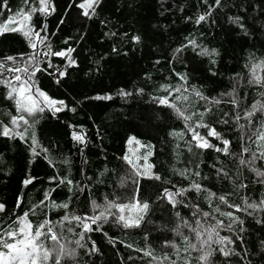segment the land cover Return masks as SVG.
Masks as SVG:
<instances>
[{"label":"trees","instance_id":"16d2710c","mask_svg":"<svg viewBox=\"0 0 264 264\" xmlns=\"http://www.w3.org/2000/svg\"><path fill=\"white\" fill-rule=\"evenodd\" d=\"M81 2L50 0L54 11L32 14L26 23L47 37L36 49L20 31L0 33V131L13 127L12 116L28 120L23 139L0 135V231L15 230L25 214L33 228L49 221L60 243L74 251L61 264H264V177L257 175L264 172V147L254 135L264 111L251 123L245 118L254 104H264V0H100L91 18L82 15ZM38 6V0H8L0 24ZM201 15L205 20L197 23ZM49 48L74 49L75 64L44 55ZM16 75L63 101L55 106L61 110L18 113L6 99V82L18 85ZM254 75L261 83L251 82ZM209 129L218 137L208 136ZM193 131L211 147L197 146ZM133 144L140 147L135 161L129 158ZM27 179L32 182L25 185ZM137 201L148 209L124 215H142L138 227L125 228L115 207L95 224L84 220L110 203ZM229 212L235 221L221 215ZM198 220L205 228L223 222L203 251L207 234L197 240L191 230ZM84 222L92 231L83 230ZM204 252L211 253L207 262L199 259Z\"/></svg>","mask_w":264,"mask_h":264},{"label":"snow or ice","instance_id":"6c2138e0","mask_svg":"<svg viewBox=\"0 0 264 264\" xmlns=\"http://www.w3.org/2000/svg\"><path fill=\"white\" fill-rule=\"evenodd\" d=\"M217 4L220 3V0H215ZM25 4L29 3V0H24ZM100 3V0H82L80 4L77 6L81 8L82 15L91 18V15L94 14L96 6ZM38 7H31L28 11H24L23 9H20L13 15H10L7 19V21L3 24H0V33L4 31H20L22 35L25 37V39L28 41L29 47L32 49L37 48V41L41 44L44 43V41L47 39L46 36H41L39 31H34L31 26H29L26 22L31 20L32 14L39 12L42 14H49L50 11H54V8L50 5V0H38ZM8 7V0H3V3L0 4V9H7ZM205 16L201 15L197 18V23H200L201 21L205 20ZM231 19V18H230ZM235 23H239V18H235ZM243 27V25H241ZM35 37L36 39H33ZM135 41H139V37H133ZM193 45L195 44L194 41H190ZM74 51L72 48H68L64 51L60 52H52L49 48V51L44 53V55H55L60 57H66L68 59L69 65H74L75 60L71 59V53ZM177 51H180V49H177ZM201 54H208L207 50H203ZM39 53L36 54L38 56ZM36 56L30 57V61L36 60ZM8 60H12L13 57H7ZM0 67H3L2 64H0ZM257 67H261V65H258ZM37 71L39 69H36ZM9 71L14 72H28V68H15V69H9ZM35 75V72L32 73V76ZM60 76H63L64 73H59ZM183 78V77H182ZM15 81L18 82V85H13L11 81L6 82V86L9 88V91L7 93L6 99L14 100L16 111L18 113H27L29 116L35 115L36 112H43L45 110V107H48L49 109L55 108L56 111H60V108H56L55 106L57 103L60 105H63V101H55L51 99L45 92L41 91L39 88H35L34 84H29L28 80H22L20 75H16L13 77ZM31 79V76L28 78ZM254 83H261V78L258 75H254L253 81ZM35 88V91L33 92V89ZM121 95H126V93H121ZM199 96L200 93H197ZM97 99H110L111 97H96ZM202 99L204 97H201ZM185 99H187L185 97ZM235 102V101H234ZM161 104H167V99H161ZM215 103H219V101H215ZM252 111H248L245 113V118L249 119V123H251V117L255 114L256 111H264V104H261L257 102V104H254ZM178 114L184 119L189 120L191 119L190 116L184 115L179 110ZM239 119V117H237ZM19 122H23L24 124H28V120L25 118L24 115L19 116H12L11 123L13 125L12 128L8 126H4L2 131H0V135L3 136H11L15 137V135H19L21 139L24 138V132L16 133L15 128L19 127ZM197 127H207V125L204 124H198ZM208 136L211 137H218V133L215 131V129H209ZM256 136V140L260 143V147H264V124L261 125L260 130L254 133ZM73 138L83 142V137L77 134H73ZM193 139L197 141V146L199 147H211V145L204 140L203 137L199 135L198 132L193 131ZM131 142V141H130ZM228 141L224 140V149L223 151L227 152L228 147ZM33 144H36L35 137L33 136ZM34 154L35 149H33ZM217 151H221V149H217ZM244 151H247V148L244 149ZM151 153H149L150 155ZM260 157H264V152L260 153ZM258 157L254 156V159ZM127 159V158H126ZM241 164L245 163H251L246 162L244 160L240 161ZM258 176L264 177V172L257 171ZM159 179V177H156ZM31 179H27L24 181L25 185L31 183ZM71 183V181H69ZM197 189H199V185H194ZM169 196L170 201L172 194L167 193ZM220 199L223 201L224 197H220ZM3 205H0V211L3 210ZM63 207H67V205H63ZM99 207V206H97ZM112 207H115L121 214L118 217V221L123 223V226L125 228L130 227H138L140 220L143 219L142 215H137L136 217H133L131 215L125 216L124 212L126 209H138L140 212H144L148 209L149 205L147 203L141 204L139 201H137L135 204L132 205H124V204H114L110 203L104 211H100L98 215L84 218V220H90L92 224H95L97 221L101 219H106L105 213L108 212V210ZM230 207H235L231 206ZM249 208L256 209L258 205L255 204H248ZM259 207H264V201L260 202ZM237 211L240 209L237 207ZM110 214V213H109ZM205 216L208 214L205 213ZM221 215H226L235 221V218L233 217V214L231 212L229 213H221ZM27 214H25L24 217H21L17 220V227L15 230H4L0 231V264H48V261L53 259L54 257V264H61V260L65 256H71L74 254L73 250H69L66 248L65 245L60 243V236H58L54 231L53 228L50 226L49 221H44V223L37 225L35 228H33V225L27 221ZM65 221L68 220H77L81 221L82 218L79 216H72L64 217ZM196 227L192 228L191 230L195 232L197 240H200L201 236L205 233L207 234V239L201 241L200 244V250L203 251L204 246L209 243V241L212 240L213 233H216L217 228L223 226L222 221H217V224L215 226H209L206 227L201 224V222L198 220L196 222ZM229 228H231V224L228 225ZM203 229V231H201ZM83 230L85 232L92 231V228L90 227L89 223L84 222L83 223ZM218 235V233H217ZM83 238V237H81ZM51 240L53 242L54 247L48 248L43 243V240ZM226 239V238H224ZM185 240L187 241V237H185ZM218 243H223V239L217 241ZM228 243H232V241H227ZM77 245H79V241H76ZM175 247V245H173ZM190 247L195 249L197 246L195 244H191ZM223 254L225 256L229 255V251L225 249H221ZM211 253L210 252H204L203 255L199 257V259L202 262H207L208 257ZM146 256H150L152 259H158L157 257L153 256L151 252H145ZM164 260H168V256L165 255L163 257Z\"/></svg>","mask_w":264,"mask_h":264},{"label":"rangeland","instance_id":"374dc122","mask_svg":"<svg viewBox=\"0 0 264 264\" xmlns=\"http://www.w3.org/2000/svg\"><path fill=\"white\" fill-rule=\"evenodd\" d=\"M261 70V68H256L254 71H255V74H257L259 71ZM24 128H25V124L23 122H19V127L18 128H15V132L16 133H20V132H23L24 131ZM140 150V147L138 144H133L131 146V150H130V160L132 161H135V155L137 154V152ZM146 163V162H145ZM136 210V209H135ZM128 215V213H127Z\"/></svg>","mask_w":264,"mask_h":264}]
</instances>
